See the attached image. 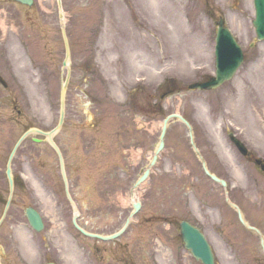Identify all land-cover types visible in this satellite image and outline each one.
I'll use <instances>...</instances> for the list:
<instances>
[{
	"label": "rangeland",
	"instance_id": "1",
	"mask_svg": "<svg viewBox=\"0 0 264 264\" xmlns=\"http://www.w3.org/2000/svg\"><path fill=\"white\" fill-rule=\"evenodd\" d=\"M62 4L71 71L66 115L55 140L63 153L71 193L81 200L83 211L92 210L88 211L92 215L87 217L88 225L100 224L106 233L120 226L124 215L109 207L103 197L100 207L104 216H94L91 195L109 193L114 195V202L117 196L123 198L121 194L128 193L148 163L162 118L174 112L184 114L191 122L196 144L213 172L242 190L247 183L254 188L258 176L252 164L236 151L227 136L228 131L235 132L248 147L264 155V40L255 38L252 0H62ZM219 16L224 17L242 46L244 61L234 77L220 87L188 90V84L214 73L215 21ZM124 28L132 30L130 38L121 37ZM138 32L152 36L146 43L154 48L153 52L137 44ZM106 44L114 47L107 59L102 50ZM0 53L9 54L13 74L10 87L0 89V149L5 152L26 129L49 130L57 122L65 71L61 67L64 46L55 0H34L30 7L0 0ZM152 53L161 60L153 62ZM164 83L171 85L169 92L162 89ZM6 94H10V100ZM165 139L167 143L144 184L145 188L151 186L150 190L138 189L136 194L145 193L146 205H155L159 214L171 201V231H163L161 223L154 227L156 231L160 228L164 238L171 236L172 258L160 262L201 264L178 240L177 224L188 218L204 226L216 249L217 264H235L212 227L221 213L227 234L232 225L240 226L223 203L222 188L203 173L184 125L171 120ZM1 160L0 195L5 199L7 182ZM15 163L17 170L29 177L24 181L32 193H36L33 181L44 185L46 204L49 194L62 192L58 157L47 142L27 139ZM85 179L110 181H98L96 186L86 185ZM168 179L170 196L165 189ZM259 184H263L261 179ZM15 193L20 194V188ZM234 193L236 199H245L241 193ZM252 201L258 202L254 197L246 198L255 205ZM26 203L14 197L0 230V241L6 239L10 224L18 226L24 221ZM210 203L220 205L208 208ZM2 209L0 204V212ZM130 241L136 242L133 254L138 259L150 257L155 247L159 257H169L164 254V244L161 247L148 240Z\"/></svg>",
	"mask_w": 264,
	"mask_h": 264
},
{
	"label": "flooded vegetation",
	"instance_id": "2",
	"mask_svg": "<svg viewBox=\"0 0 264 264\" xmlns=\"http://www.w3.org/2000/svg\"><path fill=\"white\" fill-rule=\"evenodd\" d=\"M11 69L12 66L8 53H0L1 87L6 88L7 82L10 80ZM5 140L7 139L4 138ZM3 154L4 152L1 148L0 159L3 157ZM245 157L250 161H255L257 158L251 152ZM17 166L18 164L15 163L14 177L16 187L20 186L21 193H15L13 197H18L21 201H25V203L26 201L36 202L35 208L40 214L42 228L39 231H34L28 224L25 216V208L29 206V203H26L22 210L24 221L18 226L10 224L8 228L11 231L7 232L4 241H0V264H157L155 253L150 258H135L133 256L132 246H136V242H131L130 239L149 241L151 233H154V237H157L155 230L152 231L150 229L156 225L158 219L168 224L166 232H170L173 226L171 201L165 206L163 214L157 212L155 205L152 204L149 206L146 205L145 201H141L140 208L136 214L137 219L134 225L132 227L130 226V235H128L127 239H123L124 237L122 235L117 240L108 242L92 237H85L86 239L82 240L78 238V232L73 226V210L66 195L64 193L49 194V203L46 204L43 201L45 188L42 186L36 195L32 193L28 185L20 181L18 175L21 172L17 170ZM255 169L257 172L259 171L258 168ZM104 180L110 181L109 179H85L84 181L86 185L97 186L98 181ZM114 180L112 179V181ZM254 181V188L250 187V183L248 191L259 196V208L252 209L244 206L243 211L246 220L259 228L264 237V183L259 184L257 179H254ZM150 188H145L144 191L147 192ZM166 188L168 189V196H170L171 179L167 180L165 184ZM105 191L108 190L106 189ZM100 197L109 201V207L118 209L119 213L127 211L129 214L134 209L133 203L125 206L121 205L118 200L114 202V195L112 194H92L90 202L92 204L91 206L95 208L93 210L94 216H104L100 207L103 205L100 202ZM73 199L79 209L78 221L81 223L84 222L86 224L84 227L89 228L90 231L97 234L102 233V225H88L89 220L87 217L92 216L88 211L92 210H87V212L83 211V205L80 203L81 200L76 198L74 194ZM0 200H2L1 195ZM127 206H129V209ZM96 208L100 210H96ZM159 212H162V210H159ZM232 226L228 230L229 234L224 229L221 230L223 239L230 245L231 256L239 261L245 260L248 263L263 264L264 253L263 255L260 253V250L262 251L260 238L252 232L241 230L240 227L235 225ZM148 233V237L145 238ZM77 238L79 239V243L76 241ZM223 239L222 241H224ZM255 245H258L257 249ZM254 251H257V253H254Z\"/></svg>",
	"mask_w": 264,
	"mask_h": 264
},
{
	"label": "water",
	"instance_id": "3",
	"mask_svg": "<svg viewBox=\"0 0 264 264\" xmlns=\"http://www.w3.org/2000/svg\"><path fill=\"white\" fill-rule=\"evenodd\" d=\"M19 1L24 2V3H30L31 2L30 0H19ZM57 5H58V9H59V17L62 19L63 14H62L61 0H57ZM254 6H255V11H256V17H255V20L253 21V24L256 28L257 37L259 39H261L264 37V0H254ZM218 25H219V27H218L217 37H216V77H213L210 80L203 82V83H194L190 86L191 88L198 87V88H204L205 89V88H211V87H215V86L219 85L224 80L229 79L232 76L234 70L239 65V63L242 59L241 51H240L238 45L234 41V39L231 36V34L229 33V31L225 27H223L222 21H219ZM61 33H62L64 45H65V59L63 60L62 65L66 66V62L70 57V51H69L68 39H67L66 32H65V27H64V24L62 23V21H61ZM68 78H69V72L67 73L65 82L61 86L60 112H59V120H58L57 126L49 132H44V131H41L38 129H31L28 131V132H32V131L39 132V133L47 136L48 140L50 141V143L52 144V146L54 147V149L56 150V152L58 154V157L60 160L61 172H62L63 177H65V174H64V169H63L62 156H61V153H60L58 147L52 141V133L61 126L63 118H64V94H65V88H66V83L68 82ZM172 116L179 118L181 121H183L187 125V127L189 129V135H190L191 143H192L194 149L197 151V149L194 146L193 141H192L190 124L185 119H183L180 115L172 114V115H169L163 122V127H162V131H161V136H160V143L158 145L156 153L159 151V149L162 146V137H163V134L165 131L166 122H167L168 118H170ZM230 137H231L232 141L236 144L238 149L242 153H245L246 151H245L244 145L239 140H237L234 136L230 135ZM156 153L153 155V158L150 162V165H152L154 163V161L156 159ZM11 157H12V154L10 155V158H9V161L7 164V176H8L9 182H10V191L12 190V178H11L10 166H9ZM202 165H203V168H204V171L206 174H208L215 181L220 182L222 185H225V182L223 180L217 178L215 175L211 174L206 169L204 162H202ZM148 171H149V168H147L145 170V172L143 173V175H141V177L139 178V181L144 179L147 176ZM8 203H9V199H8L7 204L5 206V210L8 206ZM26 213H27V217H28L31 225L33 227H35L36 229L40 228L41 223H40V219H39L38 214L32 209H28ZM78 228L81 231H83L80 227H78ZM181 233H182V240L184 242V246L186 248L190 249V251L195 256L196 259L201 260L203 262V264H213V255H212V252L209 248V245H208L207 241L205 240L203 234L197 228L189 225L186 222H183L181 224Z\"/></svg>",
	"mask_w": 264,
	"mask_h": 264
},
{
	"label": "bare ground",
	"instance_id": "4",
	"mask_svg": "<svg viewBox=\"0 0 264 264\" xmlns=\"http://www.w3.org/2000/svg\"><path fill=\"white\" fill-rule=\"evenodd\" d=\"M138 27V26H137ZM139 29V28H138ZM140 30V29H139ZM131 32H132V30H130L129 28H127V29H125L124 28V30H123V32L121 31V37L122 38H125V37H127V36H129V38H130V36H131ZM137 35L138 36H140V42L139 41H137V44H139V46L140 45H144V47L146 48V49H148V51L149 52H153V47L152 46H149L147 43H146V40L147 41H149L150 39L152 40L153 38H152V36L151 35H148L147 33H145V34H140V32H138L137 33ZM151 44V43H150ZM119 45L121 46V48L123 47V45H122V43H119ZM102 50H103V55H104V57H105V59H107V57L109 56V54H110V52L111 51H113L114 50V47H111V46H109L108 44H106L105 46H103V48H102ZM152 60H153V62H157L158 60H161V58L160 57H158V56H156V55H153V53H152ZM197 58L198 57H195V60H197Z\"/></svg>",
	"mask_w": 264,
	"mask_h": 264
}]
</instances>
